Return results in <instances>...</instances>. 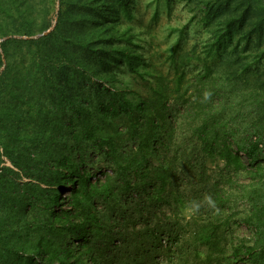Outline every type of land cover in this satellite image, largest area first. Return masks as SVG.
<instances>
[{
	"label": "trees",
	"instance_id": "1",
	"mask_svg": "<svg viewBox=\"0 0 264 264\" xmlns=\"http://www.w3.org/2000/svg\"><path fill=\"white\" fill-rule=\"evenodd\" d=\"M135 3L59 0L52 19L51 2L38 16L31 0H0V264H147L144 240H158V232L131 230L124 200L136 203L138 214L170 199L183 205L182 195L168 188L178 177L175 120L187 114L197 121L192 150L247 174L240 194L250 205L245 222L253 240L235 253L264 264V87L251 89L258 116L244 137L225 130L212 89H201L181 113L180 88L158 73L151 91L135 97L120 79L140 74L146 61V32L132 24ZM191 5L211 33L206 57L237 34L246 43L264 36V0ZM235 61L222 55L217 69L228 66L244 79L250 64L245 60L242 75ZM215 70L207 66L203 78ZM97 159L113 174L96 178L88 166Z\"/></svg>",
	"mask_w": 264,
	"mask_h": 264
},
{
	"label": "rangeland",
	"instance_id": "2",
	"mask_svg": "<svg viewBox=\"0 0 264 264\" xmlns=\"http://www.w3.org/2000/svg\"><path fill=\"white\" fill-rule=\"evenodd\" d=\"M31 1L38 16L45 14L47 4L51 2L50 18H55L59 0ZM192 8L191 0H136L132 24L146 32L142 37L146 61L140 74H122L121 82L137 92L135 97H144L155 85L156 75L164 74L172 88H180V103L184 104L181 113L197 100L201 89L204 92L207 88L212 89V104L217 105L215 115L226 121L225 130L239 137L248 136L247 128L252 126V117L258 116L254 111L256 100L251 89L255 84L264 87L257 81L260 76L264 83V36L259 43L253 34L251 41L246 43L247 38L237 34L206 57L211 33L199 17L194 18L197 11ZM253 20L255 22V18ZM253 26L255 23L248 24L246 30H252ZM222 55L237 60L234 66L243 71L242 75L250 72L248 78L237 79L228 66L217 69ZM245 60L250 64L247 72L242 66L246 64ZM207 66L216 70L205 80L203 74ZM174 98H171V107L175 104ZM208 107L209 104L204 109ZM195 118L187 114L179 115L175 120L172 151L179 147L178 159L173 166L178 177L168 191L181 194L183 205L170 199V203L151 206V213L143 210L138 214L134 210L136 203L125 199V209L129 214L133 213L130 228L145 232L148 227L158 232V240H144L147 252L151 253L147 264H252L243 255L235 253L237 248L252 244L253 240V233L245 222L250 205L240 194V187L248 183L249 178L246 173H237L226 167L221 160L208 159L205 154L192 150L194 138L191 130L197 124ZM234 149L237 151L236 147ZM240 155L245 158L242 153ZM88 168L96 172L98 179L113 174L112 168L104 165L101 159L95 163L90 161ZM131 197L140 203L138 194ZM121 218L117 219L120 223ZM147 219L150 222H146ZM122 229L125 231L126 227L122 226ZM161 230L168 231V234L163 235ZM201 235L204 239L209 235V239L201 240Z\"/></svg>",
	"mask_w": 264,
	"mask_h": 264
}]
</instances>
